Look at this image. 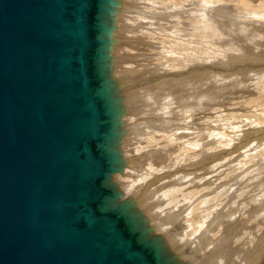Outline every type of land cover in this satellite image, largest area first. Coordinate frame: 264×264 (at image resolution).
<instances>
[{
    "label": "water",
    "instance_id": "1",
    "mask_svg": "<svg viewBox=\"0 0 264 264\" xmlns=\"http://www.w3.org/2000/svg\"><path fill=\"white\" fill-rule=\"evenodd\" d=\"M114 3L0 0V65L8 63L15 77L0 81V131H8L0 135V264H64V247L73 264H170L144 237L129 210L133 201L114 205L118 194L107 185L120 160L112 151L119 109L105 38ZM51 66L55 87L42 97ZM46 148H55L57 157ZM37 160V169L28 171ZM52 178L57 182L49 183ZM14 192L16 199L5 206ZM14 224L17 232L8 235ZM25 236L36 238L25 244Z\"/></svg>",
    "mask_w": 264,
    "mask_h": 264
},
{
    "label": "bare ground",
    "instance_id": "2",
    "mask_svg": "<svg viewBox=\"0 0 264 264\" xmlns=\"http://www.w3.org/2000/svg\"><path fill=\"white\" fill-rule=\"evenodd\" d=\"M225 7L226 8L229 7V9H227L228 13L226 16L228 21L224 17L223 18L225 20L219 17L220 19L218 20L213 19L212 21L211 19L212 17H211L210 19L212 22H210L209 24L207 20H210V19L206 15L211 16L217 13L216 12L217 9H221V11H219V14L220 12L221 13L223 11L225 12L226 9L223 10ZM111 8H112L111 9L112 12L108 15V22H107L110 29L107 35L105 36V38L108 40V44L106 47L107 61L109 62L107 63V69H108L107 76L110 78L112 75H115V74H119V76L120 74H122L124 75L123 78H126L127 76H129L130 78V76H135L136 73L143 72V70L147 68H155L157 70V68L166 66V65H163L164 62L165 63L170 62L172 59H176L177 61H180V62H187V61L189 62L190 58L191 59L198 58V57L200 58L202 57L203 54H204L203 56H205L207 52L206 53L202 52V49L201 47L200 48L198 47V44L190 46L191 43L189 41H188L189 45L185 44L186 42L185 43L182 42L184 40L180 41L182 39L181 38L182 35L180 37L178 36L177 33H175L177 32V29L185 28L187 24L192 25L194 29L196 30V32L198 31V27H200L201 25L202 27L205 26L206 29H210L208 27H212L214 28L213 30H215V32H217L218 31L217 29H219L222 32L221 34H223V31H224L223 28L225 29V27L227 26H228V29L230 26L232 28L233 27L239 28L243 26L244 28L243 27L242 28L245 31L248 28H250L248 26L251 24L252 25L261 24L260 30L257 29V31L259 30V32H256V33L259 35L264 34V33L263 34L261 33L264 31L262 29L264 28V24H263L264 22V0H115V3ZM167 18H169L168 20L170 21L171 24H173V26L166 25ZM204 20L206 21L205 22L206 24H204ZM225 21L227 22L225 23ZM180 23H182V26L180 25ZM183 23H185L186 25ZM190 28L191 26H189V29ZM189 29L188 30L186 29V31L189 32L191 30ZM206 29L204 28L205 32L207 31ZM228 29L226 28V30ZM253 30H250V31L255 33L256 28ZM186 31L184 34H188ZM247 31L250 32L249 30ZM248 32L247 34H249ZM202 34H203V31H202ZM227 34L228 33H226V35ZM175 35L178 36L176 38L180 37L181 39L176 40V38H174ZM223 36L226 37L224 34ZM255 36H254V39L257 38V36L256 38ZM193 37H196V35L192 36V39ZM204 37H205V34L203 38ZM259 37L260 36H258V38ZM220 38H221V35H220ZM260 38L259 39L262 40L264 36ZM197 39L198 37L195 38V42L199 40ZM246 42L248 41L246 40ZM249 42L256 43V40L249 41ZM258 46L261 48L260 45ZM254 48H255V45H254ZM30 50L31 52L32 50L35 51L34 48H30ZM187 54H189V57L187 61H184ZM1 63L2 64L0 65V73H1L0 76L2 75V77H0V81H4L7 84L6 81L11 82L15 79V77L10 75L11 73L13 74V71L8 70L9 64L6 63L5 65L3 62ZM51 67L52 69L50 68L51 69L50 81H49V77L46 76L44 80V87H43L44 96L42 97H45L47 94L51 93L55 87V83L53 81V76H54L53 72L55 71V66L54 67L51 66ZM174 68L176 69L177 67H174ZM4 76L6 80L4 79ZM248 80L250 81L246 83L247 85L245 84L244 86H242V89L243 90L245 89V95L242 98L238 99L239 101H242V102L238 103L237 107L242 106V111L244 109L248 111L247 109L254 108V112H252L254 114L260 110L264 111V109H261V108H264V97H263L264 96V80L260 77L257 78L255 76L249 77ZM126 84H128V82ZM142 85L143 84L140 83V84L134 85L133 87L137 86L140 89L146 88V86L141 88L140 86ZM22 86H23V83H22ZM122 88L119 87V89H115V90L116 92H120L123 90H128L130 87L126 86ZM134 93L136 92H131L130 94H127V98L124 96L125 99L124 98L119 99V97L121 96H118L117 98L118 101L116 100L118 102L117 106L119 109L118 117H120V119L122 120H118L117 118L114 119L116 123V127L117 128L120 127L121 129H119V132L117 131L118 133L116 135V138L113 141L112 151L116 152L120 159L119 165H118L119 170L115 173L108 174V179H107V185L112 186L114 191L118 194V197L114 205L118 203H122V202H129L131 200L133 201V204H132L133 206H131L132 209L130 208L131 209L130 212L135 214V218L139 220L140 229L143 230L144 237L148 240L155 241L157 243V245L162 250L164 256L169 259L170 264H253L255 258L253 259L252 255L255 256L257 252L255 250L251 252L252 248L250 247V240L264 233V218H263L264 216L263 217L261 216L262 219L260 218L259 220L251 219L252 220L251 224L253 223L254 226L252 224L253 229L252 227H249L251 228V230L248 229L249 231H247L246 229V226H248L246 224H244L245 227L237 228L241 226L238 225L240 223H238L237 225L233 224L236 222V219L231 222L232 224L226 223L224 227H220L218 229H212L211 231L210 230L207 231V229L211 227L210 226L211 223H213V219L210 220L212 218L210 215V212L214 210L215 206H220V204L224 202V201L222 202L217 201L223 194L221 195L217 194L218 195V196L216 195L217 197L213 199L211 197L210 200H208L209 198L208 199L206 198V200H203L202 202L196 204L190 209V205H192L194 201L197 200L196 198L195 199L193 198L197 196L198 194H200V192H198L197 190H194V191L191 190L188 192L186 190H182L181 189L182 187L180 188L181 184L177 183V181H174L177 184L171 183V185L169 186L163 184L162 186L160 185L158 187H155L156 189L151 190V192L146 193L147 197L145 198L144 202H140V201H139L140 203L138 201L136 203L134 202L135 200L133 199L136 195L137 196H140L143 194L145 195V192H144L145 189H148L150 186V185L148 186V184L150 183L149 179L153 178L154 174L159 173L166 168V166H164L163 159H167L169 160V162L171 161L170 162L171 164L176 165L177 164L176 162L179 161V159L183 157L184 152L189 151L188 149H183L182 153L180 152L176 154L175 157L173 156L174 159H171L170 154L169 156H167L166 154L167 148L164 150H161L160 147L163 142H166L164 140H168L169 144L177 140L173 138H162V139L159 138L158 139L153 134L149 135L146 131H145L146 133L143 132L142 129L140 131L138 130L140 132L138 136L137 134L131 133V134H134V136L126 138L130 134L129 133L130 128L128 129L129 131H127L126 129L128 127H133V126H130L129 124L130 122H132V125H134V122L136 121V118H137V117L136 118L131 117L130 115H134L138 113L139 110L142 109V108H139L140 102H143V103L145 102L147 104V99H148L147 97L151 96V95H148L149 91H142V93L140 94V97H142L141 98L142 100H140L139 95L136 96L137 94L135 95ZM132 94H134L135 96L132 97L131 96ZM251 104H252V107H250ZM58 107L61 108L60 105H58ZM71 109H73L74 112H77V109H75L74 107H71ZM263 111L260 112V115L262 114L264 116ZM52 112L53 111H51V113ZM147 112H145L146 116H147ZM157 112L158 110L155 109L152 112V114L153 113L155 114ZM57 115H59L58 112H57ZM149 115H151V113ZM262 115H261V118H264ZM143 116L145 117V114ZM259 116H256V115L249 116L248 118L244 120H248L250 122L251 120H253V122L255 123H260L261 118ZM233 118L235 119L237 117H233ZM141 119H142V116L139 119L137 118L138 121H141ZM60 120H65V122L63 121V124H67V121H69L67 120V118H64V116L63 118H60ZM142 120L144 121V119ZM95 123H97V119H95ZM94 125L89 126V128L86 126H83V128H86V129L88 128V130H94L96 129ZM136 127L137 125L133 127L134 130ZM146 129L148 130V128ZM143 130L145 129L143 128ZM6 133H8L7 130L0 131V135L1 134L6 135ZM126 133H129V134L126 135ZM261 146H262V150H258V151L255 150L256 153L254 152V154L251 155L252 157L249 155L251 159H254L256 154L260 156L261 153L259 152L264 151V143L261 144ZM171 150L169 151L170 153H172ZM46 152L49 153V156L52 159L57 157V151L55 148H46ZM251 159L249 161H251ZM39 164H41V161L39 160H37L36 162L34 161V163L29 167L28 171H34L35 169H37V166ZM145 166H146V170L144 168ZM9 168H10L9 166L7 167L5 166L3 170H7ZM167 168H169V166H167ZM215 168L219 169L220 167L217 164ZM144 170L145 172H143L144 174L142 175L141 173ZM262 170H263L262 171L263 174L262 175L258 174L259 177L257 176L256 178L258 180H255L254 182L251 183L250 185L251 190L249 188L252 196L254 197L253 200H261V198L259 199L258 197H255V196L258 194L261 195V191L264 188V168ZM23 174H24V170L17 172L16 176L8 179L9 181H7V183L12 184L15 179L22 176ZM230 174L232 175L233 173H230ZM53 176L55 178H58L59 174L53 172ZM53 178L51 179V181H49V183L57 182V180ZM239 181L240 180H238V182ZM187 185L197 186V184L193 185V183L187 184ZM233 190L231 192H233ZM33 191L36 192L37 189H33ZM23 192L29 193L30 192L29 188L23 189ZM202 192H205V191H202ZM32 194L34 195V193ZM228 194H229V191H228ZM98 195H99L98 197H102L104 196V192L100 191ZM14 199H16L15 192L9 196V198L6 200V203L4 202V200L3 202L5 206L11 205L14 202ZM262 199L264 201V198ZM148 200L150 201L146 202ZM259 206H260V201L258 202L257 207ZM211 207L212 209L210 210ZM188 208L190 209L189 212L184 214V211L187 210ZM261 210L263 214L264 206L262 207ZM246 213L247 211L243 210V215H247ZM24 216L25 217L23 219V222L26 219H28L26 213ZM182 220H185V225L179 228L178 226ZM260 220H263V221L261 222ZM21 224L22 223L19 221L20 226ZM259 225L261 226L260 229H258ZM235 227L237 228L236 229L237 232H234ZM14 228L15 229L12 232H10L11 229H9V232H7L8 235H11V233L17 232L16 224H14ZM255 228L256 230L258 229L259 234L257 236H255L256 234H254ZM206 233L209 236H206ZM22 238L24 240V243L28 244L32 240H34L36 236L35 238H29V237L26 238V236ZM189 245H192L193 246L192 249L194 250L190 249V251L188 252L187 250L190 247ZM240 248L242 251L241 256L239 255L241 252L239 251ZM41 251L42 253H45L44 250H41ZM197 251H201V253H198ZM20 252L27 253L29 252V250H27L26 248L24 249L21 248L19 253ZM70 252H71V249L69 247L68 248L64 247V264L66 260L68 264H73L74 261L71 262L70 260V255H69ZM33 253H35L36 256L40 255V247ZM147 260L150 263L149 259ZM14 264H27V261L22 259L18 261V263H14ZM53 264H55V261L53 262Z\"/></svg>",
    "mask_w": 264,
    "mask_h": 264
},
{
    "label": "rangeland",
    "instance_id": "3",
    "mask_svg": "<svg viewBox=\"0 0 264 264\" xmlns=\"http://www.w3.org/2000/svg\"><path fill=\"white\" fill-rule=\"evenodd\" d=\"M225 9L226 11H223V14L221 12L219 14L221 9H217L216 12L218 14L215 13L211 16H206H208L209 19L212 17V21L213 19L218 20L220 18H226L228 21L226 16L228 13L227 9H229V7H225L223 10ZM168 19L169 18L166 20V25L173 26ZM211 19L207 20L209 24L212 22ZM227 21H225V23ZM205 22L206 21L204 20V24H206ZM180 25L182 26V23H180ZM188 25L189 24L186 26L187 28H180L181 30L177 29V32H175L180 37L182 35V39L180 37L176 38L178 37L177 35H175L174 38H176V40L181 39L180 41L184 40L182 42H186L185 44L188 45L190 42V46L198 44V47H201L202 52H207L205 56H203V54L200 58L196 56L199 59L190 58V61L188 62L187 59L189 54H187L184 60L187 62H180L176 59H172L170 62L165 63L164 60L163 65L166 66L157 68V70L155 68H147L143 70V72L136 73L135 76H130V78L129 76L123 78L124 75L122 74H120V76L119 74H115L112 75L111 78L109 77L113 90L119 89V87H130L128 90L115 92L114 98H116V100L118 96H121L119 99H123L124 96L127 98V94H130L131 92H136L134 94H137L136 96L139 95V97L142 91H149L148 95H151L147 97V104L149 103L148 105L145 102H140L139 108H142V112L139 110L138 113L130 115L131 117H137L138 119L142 116V119H144V121L142 119L141 121H138L136 118L134 125L130 122V126L135 127L137 125L135 130L133 127H128L126 129L129 131L128 129L130 128V134L134 133L138 136L140 134L139 131L142 129L143 132L146 131L149 135L153 134L158 139L173 138L177 140L175 142H171L170 144L168 140H164L166 142H163L160 147L161 150L167 148V152H165L167 156L170 154L171 159H174L176 154L180 152L182 153L183 149L189 150L188 152H184L183 157L176 162V165L171 164V161L169 162L167 159H163L164 166H166V168L163 171L154 174V177L149 179L150 183L148 186H150L144 191L146 196L144 194L140 196L136 195L133 200H135V203L137 201L144 202L147 197L146 193L156 189L155 187L160 185L162 186L163 184L169 186L171 183H176L174 181H177V183L181 184L180 188L182 187V190H186L187 192L197 190L200 192V194L193 198H196L197 200L190 205V209L203 200H206V198H209L208 200H210L211 197L212 199L217 197V194H223L217 201L224 202H222L220 206H215L214 210L210 212L212 217L210 220L213 219V223H211V227H209L207 231L224 227L226 223L232 224L231 222L235 219L236 222L233 224L237 225L240 223L238 225L241 226L237 228L245 227L244 224H246L248 225L246 226V229L249 231L251 230L249 227H252L253 224H251L252 220H259L261 216H264V212L262 214L261 210L264 206V201L262 199L264 198V188L261 191V195L258 194L255 196L259 199L261 198V200H253L254 197L250 192L251 183L258 180L256 179L257 176L259 177L258 174H263L264 151L259 152L261 153L260 156L256 154L254 159H251V155L254 154V152L256 153L258 150H262L261 144L264 143V118H261L262 114L260 115V112L263 110L254 114L252 113L254 112V108L247 109L248 111H246V109L242 111V106H240L241 108L239 106L237 107V104L242 102L238 99L245 95V89L243 90L242 86L250 81L248 80L249 77L255 76L264 80V38L260 40V37L264 36V31L261 32L263 35L256 33L259 32L261 24H251L248 26L250 27L247 29L249 31L256 28V34L252 31H244L243 26L239 27L240 29L238 27L232 28L231 26L228 29L227 26L225 29L223 28V30L225 32L227 31L226 33H228V36L222 30L223 34L226 36L224 37L223 34H221V30L217 28L215 29L218 31L215 32L212 27H208L210 29H206L205 26L202 27L200 25L201 28L198 27V31L196 32L192 25H189L191 26V30ZM204 28L207 30L206 32ZM226 28L228 30H226ZM186 29H189L190 33L186 31ZM257 29L259 30L257 31ZM262 29L264 30V28ZM181 31L184 32L182 33ZM185 31L188 34H184ZM247 32L249 34H247ZM194 34L199 39H197L198 41L196 42V37H193L192 39V36H195ZM204 34L205 37L203 38ZM248 35H250L251 38ZM254 36L256 39H254ZM258 36H260V39ZM246 40L248 42H246ZM254 40H256V43L249 42ZM258 45H262L261 48ZM107 63L109 62L107 61ZM172 67L177 68L173 69ZM125 80L128 84H126L127 82ZM140 83L143 84L140 86L141 88L144 86H146V88L140 89L137 86V88L133 87L134 85ZM134 94L131 96H135ZM141 98L142 97H140V100H142ZM190 99L194 100L192 101ZM250 107H252V104ZM162 108L165 110L163 111ZM155 109H157L158 112L155 114L153 113V115L152 112ZM145 112H147V116L151 113V115L148 116L149 119L147 118ZM143 113L145 114V117L143 116ZM252 114L256 116L260 115L259 117L261 118V122L255 123L253 120H251V122L244 120L249 116H254ZM233 117L237 118L234 119ZM117 119L122 120L120 117ZM143 128L145 130H143ZM146 128H148V130ZM119 129L121 128H117L118 132ZM129 133H126V135ZM130 134L126 138L134 136V134ZM170 150L172 153L169 152ZM250 159L251 161H249ZM217 164L220 167L219 169L215 168ZM167 166H169V168H167ZM144 168L146 170V166ZM145 170L140 173L143 175ZM230 173L233 174L231 175ZM238 180L240 181L238 182ZM192 183L193 185L197 184V186L187 185ZM232 190L233 192H231ZM237 194H239L240 197ZM149 201L150 200L146 202ZM259 201L260 206L257 207ZM190 209L188 208L185 210L184 214L189 212ZM211 209L212 207L210 210ZM243 210L247 211V215H243ZM260 221L262 222L263 220ZM184 225L185 220H182L178 227L180 228ZM237 228H234V232H237ZM260 228L261 226L259 225L258 229ZM258 229L256 230L255 228V236L259 234ZM206 236L209 235L206 233ZM189 246L190 247L187 250L188 252L190 249L194 250L192 249V245ZM250 247L252 248L251 252L253 250L257 252L255 256L250 254L253 256V259L255 258L253 264H264V233L250 240ZM239 251H241V248ZM197 252L201 253V251ZM241 253L242 251L239 254L240 256Z\"/></svg>",
    "mask_w": 264,
    "mask_h": 264
}]
</instances>
